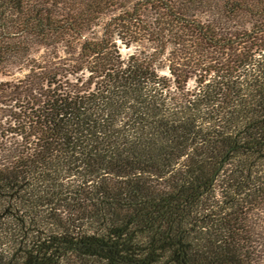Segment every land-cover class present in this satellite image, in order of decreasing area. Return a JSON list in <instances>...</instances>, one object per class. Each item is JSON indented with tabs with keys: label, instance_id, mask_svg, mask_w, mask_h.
Listing matches in <instances>:
<instances>
[{
	"label": "trees",
	"instance_id": "obj_1",
	"mask_svg": "<svg viewBox=\"0 0 264 264\" xmlns=\"http://www.w3.org/2000/svg\"><path fill=\"white\" fill-rule=\"evenodd\" d=\"M64 1L0 0V264H264V0Z\"/></svg>",
	"mask_w": 264,
	"mask_h": 264
},
{
	"label": "rangeland",
	"instance_id": "obj_2",
	"mask_svg": "<svg viewBox=\"0 0 264 264\" xmlns=\"http://www.w3.org/2000/svg\"><path fill=\"white\" fill-rule=\"evenodd\" d=\"M64 3L68 5V8L72 10L77 8L76 0H65ZM30 7L31 5L29 4L28 8ZM206 17L208 19H211V17H214L213 22L218 23L219 17H220L219 7L217 9H213L209 11L206 14ZM16 23H18V21H15L14 23H12V26L15 27ZM95 31H96V33L94 32L95 36H97L96 34H98L99 30L96 29ZM53 41L56 42L57 39ZM176 42H180L178 43L180 47L179 48L180 52L179 51L177 52L174 46H170L168 54L163 60H161L162 62L161 64L165 66H170L176 71L178 75H181V74L184 75L188 72H193L192 70L198 69L202 63L201 62L202 59L200 55L197 53L193 54L192 49L188 47L189 43L187 44L181 40L180 41L176 40ZM8 43L13 44L15 43V41L13 42L12 40H9ZM28 51L22 52V54L17 55V56L5 58L7 59L6 64L3 66V68H0L1 70L0 82H12V81L22 79L23 76L27 73L28 68L32 64L35 65L38 62H41L43 57L47 56L49 52L48 49L46 48L44 49L42 46H34L32 43L29 44ZM51 52L53 54L57 53V57H59L58 59H53L52 63L55 65L57 64L58 67H61L60 65H63L65 66V68H67V69H63V67H61V71L72 69L71 67L74 66L75 61L69 60V57H66L63 54L61 45L53 46ZM256 224L259 227H264V211L257 215Z\"/></svg>",
	"mask_w": 264,
	"mask_h": 264
}]
</instances>
